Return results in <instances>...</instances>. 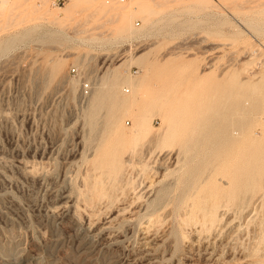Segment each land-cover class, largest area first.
Here are the masks:
<instances>
[{"label": "rangeland", "instance_id": "rangeland-1", "mask_svg": "<svg viewBox=\"0 0 264 264\" xmlns=\"http://www.w3.org/2000/svg\"><path fill=\"white\" fill-rule=\"evenodd\" d=\"M6 1L0 264H264V0Z\"/></svg>", "mask_w": 264, "mask_h": 264}, {"label": "bare ground", "instance_id": "bare-ground-1", "mask_svg": "<svg viewBox=\"0 0 264 264\" xmlns=\"http://www.w3.org/2000/svg\"><path fill=\"white\" fill-rule=\"evenodd\" d=\"M41 1V0H40ZM50 1V0H49ZM43 2V0H42ZM46 2V1H45ZM122 2H126V0H122ZM6 3H8L6 0H0V5H2V9H3V6L5 7V5H7ZM51 3V2H50ZM52 5V4H51ZM54 7H57V8H60L59 6H54ZM134 9V7L132 8V10ZM50 10V8H49ZM131 10V11H132ZM44 12V11H43ZM46 13V12H45ZM44 13V14H45ZM123 17V15H122ZM55 19V18H54ZM56 20V19H55ZM55 22V21H54ZM254 51L256 50H253V55H254ZM257 55V53H256ZM60 72V69H57L56 70V73H59ZM120 78L117 76V75H114V76H109L107 78V80L105 81L104 84H106V82H110L109 84V88H107L106 90L104 91H100L98 92L97 94H94L93 93V96H92V105L95 107V109H99L103 104H105L106 102L110 105H112V109L110 110V117H109V120H108V123H115L116 120H117V111L119 110V108H121V106H131V101H125L122 97L120 98H115V92H114V89L113 87L117 86L120 82ZM135 85V84H134ZM130 87H133V84H131ZM126 93H128L129 91L126 89L125 90ZM132 99V98H131ZM131 109V107H130ZM258 110V109H257ZM127 113V112H126ZM258 112H255L252 114L253 115H256ZM93 123L95 125V120H93ZM93 125V124H92ZM152 126V125H151ZM227 127V126H226ZM229 128V127H228ZM141 126L139 127V124L135 123L134 125V130H138V133L141 134ZM222 129H225L222 128ZM140 130V131H139ZM135 132V131H133ZM225 132V131H224ZM147 133V132H146ZM227 134V133H226ZM262 135L264 136V129L262 128ZM158 138V137H157ZM151 140V139H150ZM227 140H229V137L227 135H224V137L222 138H215V146H218V144L220 143H225L227 142ZM157 143V142H156ZM214 149V148H213ZM212 149V150H213ZM145 151V150H144ZM146 152V151H145ZM156 152V151H155ZM131 160V159H130ZM149 167V166H148ZM169 168V167H168ZM154 222V221H153Z\"/></svg>", "mask_w": 264, "mask_h": 264}, {"label": "built area", "instance_id": "built-area-1", "mask_svg": "<svg viewBox=\"0 0 264 264\" xmlns=\"http://www.w3.org/2000/svg\"><path fill=\"white\" fill-rule=\"evenodd\" d=\"M50 2L53 6H62L64 4V0H50ZM258 46L260 49L264 50L263 43L258 42ZM69 75L79 81V97L82 100L89 98L92 92V82L89 79H86L84 73L75 67H72L69 70Z\"/></svg>", "mask_w": 264, "mask_h": 264}]
</instances>
